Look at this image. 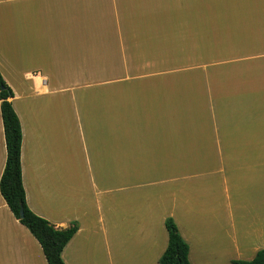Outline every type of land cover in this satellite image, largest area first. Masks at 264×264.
<instances>
[{
    "label": "crops",
    "instance_id": "1",
    "mask_svg": "<svg viewBox=\"0 0 264 264\" xmlns=\"http://www.w3.org/2000/svg\"><path fill=\"white\" fill-rule=\"evenodd\" d=\"M0 72L22 125L28 206L78 224L66 264L103 243L110 257L123 239L160 264L167 219L191 264L218 262L207 252L217 238L225 264L262 250L245 243L250 227L233 250L230 228L244 225L236 173L249 169L256 191L263 180L264 0H0ZM6 160L0 100V181ZM0 264H48L1 190Z\"/></svg>",
    "mask_w": 264,
    "mask_h": 264
},
{
    "label": "trees",
    "instance_id": "2",
    "mask_svg": "<svg viewBox=\"0 0 264 264\" xmlns=\"http://www.w3.org/2000/svg\"><path fill=\"white\" fill-rule=\"evenodd\" d=\"M13 96L12 89L0 72L1 112L7 147V160L0 181V190L14 216L30 230L41 244L48 264H66L62 258V252L79 227L77 223H73L65 229L57 227L47 219L35 214L28 206L21 165L22 125L10 100ZM166 228L169 234V243L159 263L191 264L190 247L182 238L173 219H167ZM233 264H264V249L259 250L255 258L250 261L234 260Z\"/></svg>",
    "mask_w": 264,
    "mask_h": 264
},
{
    "label": "rangeland",
    "instance_id": "3",
    "mask_svg": "<svg viewBox=\"0 0 264 264\" xmlns=\"http://www.w3.org/2000/svg\"><path fill=\"white\" fill-rule=\"evenodd\" d=\"M249 64H247L248 66ZM258 66H262L261 64H258ZM159 69H139V73H149L150 71L156 72ZM169 74L174 75L176 72L175 68H169ZM264 115L261 113L258 114V117L256 116L255 124L259 130V132L264 131ZM236 121L242 125L249 124L251 126L252 133L255 131V128H253V115L246 116V115H238L234 117ZM256 132V131H255ZM253 136V135H252ZM245 149V148H244ZM247 151V149H245ZM253 150L257 151L259 158L261 159V148H252L249 149L247 152V155L250 156V154H253ZM264 157V156H263ZM249 170V169H248ZM246 170V172L248 171ZM243 171L236 173V181H241V190L242 192L238 196L237 189L233 187V200H234V224L236 223V215L244 216L243 219V226L240 228L232 227L230 228V240L232 247H237V243H239L238 238L239 235L246 231V227H250L253 229L252 235L249 236V239L245 241L247 244L254 242L255 244L263 245L264 246V239L261 236V225H264V173H263V180L261 181V184L258 186V191L256 189H252L250 186L246 185V179L244 178ZM236 203V206H235ZM263 215V217H262ZM262 217V218H261ZM264 230V227H263ZM214 240V239H213ZM223 240H220L217 238L216 241H212L209 243V251L207 250L209 255H213V259H218L217 257H220L218 262L214 264H225L223 261L225 260L228 247L223 245ZM131 241L122 240L119 244V253L117 251L114 252V254L109 257L106 253V244H101L103 247L105 246L104 253L101 252L99 254H89L87 257L84 256V264H118L119 261L121 263L124 262V264H131L133 261L131 260H137L138 262L141 261V264H152V259L147 256V253H140L139 249L137 248L136 244L127 243ZM244 243V242H243ZM100 246V245H99ZM224 246V247H223ZM264 248V247H263ZM262 248V249H263ZM211 250L214 251V253L211 252ZM131 259V260H129ZM204 263H206V259L203 260ZM202 261V263H203ZM156 264V263H155ZM207 264V263H206Z\"/></svg>",
    "mask_w": 264,
    "mask_h": 264
},
{
    "label": "bare ground",
    "instance_id": "4",
    "mask_svg": "<svg viewBox=\"0 0 264 264\" xmlns=\"http://www.w3.org/2000/svg\"><path fill=\"white\" fill-rule=\"evenodd\" d=\"M217 260V259H216Z\"/></svg>",
    "mask_w": 264,
    "mask_h": 264
},
{
    "label": "water",
    "instance_id": "5",
    "mask_svg": "<svg viewBox=\"0 0 264 264\" xmlns=\"http://www.w3.org/2000/svg\"><path fill=\"white\" fill-rule=\"evenodd\" d=\"M23 214V213H22Z\"/></svg>",
    "mask_w": 264,
    "mask_h": 264
}]
</instances>
